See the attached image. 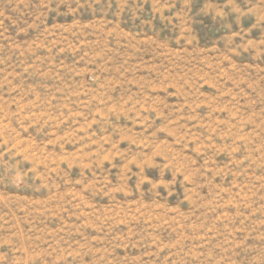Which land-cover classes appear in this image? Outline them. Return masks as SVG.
<instances>
[{
    "label": "rangeland",
    "instance_id": "374dc122",
    "mask_svg": "<svg viewBox=\"0 0 264 264\" xmlns=\"http://www.w3.org/2000/svg\"><path fill=\"white\" fill-rule=\"evenodd\" d=\"M0 264H264V0H0Z\"/></svg>",
    "mask_w": 264,
    "mask_h": 264
}]
</instances>
